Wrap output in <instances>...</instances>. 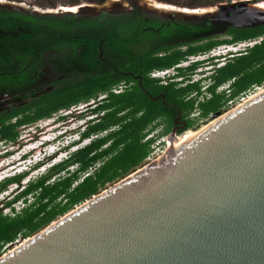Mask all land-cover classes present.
<instances>
[{"label": "trees", "instance_id": "trees-1", "mask_svg": "<svg viewBox=\"0 0 264 264\" xmlns=\"http://www.w3.org/2000/svg\"><path fill=\"white\" fill-rule=\"evenodd\" d=\"M95 1L90 4L103 0ZM224 30L226 37L221 38ZM18 34H23L21 41L35 44L36 49H48L50 43L67 44L60 49L68 53L66 71L75 74L65 88L46 94L33 104L14 106L0 113V142L14 143L21 136V127L81 104L92 105L96 115L81 132V137L97 135V138L71 153L46 175L28 183L23 193L14 197L15 201H28V196H34L28 207L15 215L0 210V250L19 236L27 238L43 230L58 217L100 193L108 183L122 180L143 165L156 141L148 136L159 124L158 117L165 113L162 103L155 102L143 88H159L157 79L151 77L154 70L171 68L191 55L221 45L263 37L260 43L227 58L214 72L213 97L201 103L203 115L218 110L253 86L264 85V23L238 28L209 16L197 22L178 18L166 22L140 11L113 13L103 10L85 14L82 10L75 14L41 16L0 7V80L4 77L13 81L16 76L13 51L18 48L13 43ZM173 34L175 36H171ZM175 39L179 41L177 48L168 44ZM81 43L85 47H81ZM33 48L22 46L20 49L30 51ZM195 69L181 74L187 75ZM124 73L141 77L143 87L135 80L137 85L133 89L115 92L113 87L122 79H134ZM231 81L230 96L216 92L218 87ZM167 89L182 109H194L197 100L190 96L200 90L198 83L187 82L181 87L177 83V90L175 84H170ZM99 92L107 95L102 102L96 100ZM195 122L189 121L186 129H192ZM166 123L165 131L158 137L170 133L173 120ZM104 132L105 135H100ZM25 176L7 178L0 190L19 184Z\"/></svg>", "mask_w": 264, "mask_h": 264}, {"label": "water", "instance_id": "water-1", "mask_svg": "<svg viewBox=\"0 0 264 264\" xmlns=\"http://www.w3.org/2000/svg\"><path fill=\"white\" fill-rule=\"evenodd\" d=\"M124 1L32 14L100 13ZM263 2L170 12L197 22L219 8L221 21L246 28L264 23ZM6 5L25 10L0 1ZM175 132L167 153L53 221L0 264H264V89L184 143Z\"/></svg>", "mask_w": 264, "mask_h": 264}, {"label": "rangeland", "instance_id": "rangeland-1", "mask_svg": "<svg viewBox=\"0 0 264 264\" xmlns=\"http://www.w3.org/2000/svg\"><path fill=\"white\" fill-rule=\"evenodd\" d=\"M0 1H6V2L11 3V4L20 5L23 8H25V10H20V11L28 12L31 14H32V11L34 9H39V10L44 11V12L55 11V10L57 11V9L60 6H66V5L67 6H75V5H81V4H86V3L92 2V0H78V1L77 0H0ZM149 1H151V0H128V1L122 2L123 5H120V6H115L114 4H109L110 9H108V10L109 11H116V9L119 10L118 8H120V9L122 8V10H120L121 12H127V11L133 9V6H136L139 9H141V12H144V14H147L148 17H151V18L158 20V21H165V20H171L173 18L174 19L178 18V16L176 14H172V12H170V10L164 12V14H161V12L160 13L155 12L154 9L152 8V7H154L153 3H154V5H156L155 3H158V2H159L158 5L159 4L173 5V6H176L177 9L178 8H190V9L205 8V9H209V8H213V7L220 5V4H225V3L229 4V3H232V2L237 1V0H155V2H151V3ZM93 2H96V1L93 0ZM107 2H109V0H103L102 2L96 3L95 6H98V7L105 6L106 4H108ZM8 6H10V5L3 6V8L8 9V10H19L18 8H13V7H8ZM79 12H81V11H79ZM85 14H91V13L87 12V10H85ZM221 15H222L221 10L219 8L218 9L216 8V10L214 12H212L211 14H209L208 16L212 19H219L221 17ZM221 32H222L221 35H224L226 33L225 30L221 31ZM224 37H226V36L225 35L221 36V38H224ZM239 53H242V52H238L234 56H236ZM231 57H233V55H227V58H231ZM226 61H225V63H226ZM182 83L183 84L180 85L179 87L185 86L187 82H182ZM229 85L230 84H226L225 88H227ZM261 88L263 90L264 85H262ZM238 102H239V97H237L235 99L234 103H232V104L234 105L235 103H238ZM233 105H231V106H233ZM93 115H94V113L92 112V105L87 106L86 104H81L80 106L74 107L69 111H66V110L61 111L58 114L54 115L51 119L39 121V122L29 124V125H25V126L21 127L19 129L21 132V136H20L19 140L15 141L14 143H10V144H5V143L2 144L0 142V179H2V178L4 179L6 177H14V175H16L19 172V171H17V169L20 170L23 168L22 164H18V168L15 171L10 170L8 163H10L11 161H14V160H17V163H19L20 155L22 153H28L29 148L33 147V145L31 144L32 143L31 140L34 136L36 137V134L38 136H41L42 137L41 139H45V138H52L53 139L55 136H59V138H61V134H57L58 131H60L59 133H65L64 134L65 136H68V135L74 133L73 137H75L77 139L79 137L78 136L79 132L84 130V128L88 125V122H90V119H92ZM194 121H196V122H195V126L192 128L193 130L200 129L203 126L209 125L210 122H212V120L209 121L208 119L194 120ZM154 133H157V132L156 131L152 132L148 136V138H151V135H153ZM105 134L106 133L104 132V134H100V135H105ZM164 137H166L168 140V135L164 136ZM164 137L158 138L153 143L154 146L158 145L160 143L158 145V149H157L158 152L165 150V147H167L169 145V144H166V142H164V140H163ZM95 138H97V135L91 136L90 140L88 139L84 142L80 141L83 144H79L70 153H73L74 151L80 149L81 147L89 144L90 141L94 140ZM53 148H54V152H55L56 149L58 150L59 148H61V144L56 145ZM152 149H153V147H152ZM11 151H17V152H15L13 157H9L8 159L1 158V156L4 153L9 154ZM59 153L60 152H58L57 154H55L54 156L51 157L52 163H58L62 159H66V158L70 157L69 153L63 154L62 156H60ZM65 155H67V156L65 157ZM149 163L150 162H148V158H147L145 160V162L143 163V165L139 166L138 169H136L135 171L139 170L140 168L146 166ZM92 171L93 170H90V172H92ZM46 172H47V170H45V168L33 171V172L27 174V176H25L21 180V182H19V184H11L4 191L0 190V210H3L4 214L15 215L18 212L25 209L26 207H28L35 199V197L32 195L28 196V201H24V199H21V200L16 201L13 204H9V203H12L14 201V197L18 193L19 194L23 193V190L28 183H31L32 181L36 180L38 177L44 176L43 174H45ZM115 183H117V182L108 183L104 187V189L101 190V192L104 191L105 189L113 186ZM60 217H62V216H60ZM60 217H58V219ZM35 234L36 233L30 235L27 238H30ZM27 238L19 236L14 243H12L10 245H5L0 250V257H2L4 254H6L8 251L13 249L17 245H20L21 243H23Z\"/></svg>", "mask_w": 264, "mask_h": 264}, {"label": "flooded vegetation", "instance_id": "flooded-vegetation-1", "mask_svg": "<svg viewBox=\"0 0 264 264\" xmlns=\"http://www.w3.org/2000/svg\"><path fill=\"white\" fill-rule=\"evenodd\" d=\"M137 11L141 12L136 6H133V9L129 10V13H136ZM113 13H121L113 12ZM144 13V12H142ZM177 19V18H175ZM171 20H174L171 19ZM171 20H165L166 22ZM219 20V19H215ZM220 21V20H219ZM23 34H18L16 36L17 40L14 41L13 46L18 49H14V79L13 81L9 78H4L0 80V113L5 110H11L12 107H22L26 105H30L35 103L36 100H40L44 95L53 93L59 89L65 88L68 81L73 78L75 72H67L66 71V63L69 61L67 58V51H64L60 48H65L67 44L58 43L53 45L52 43L48 44V49H36V45L29 41H21L20 36ZM172 36H175L174 34ZM77 37V36H71ZM196 38V37H194ZM102 41V40H101ZM177 39L168 42V44H174L175 48H177ZM81 47H85L84 43H81ZM22 46H30L34 47L30 51L21 50ZM52 46V47H51ZM54 46V47H53ZM44 47V45H43ZM102 45H100V48ZM69 53H72V50H68ZM5 74H8L5 73ZM77 74V73H76ZM125 76L131 75L129 73H124ZM133 80L122 79L120 82L115 84L113 90L124 91L127 89H133L137 84L135 80H139L138 84L143 87L142 78L139 76L131 75ZM152 77V75H151ZM154 78V77H152ZM157 79V78H154ZM159 88H145L148 90V94L152 96L155 102L159 101L165 107V113L158 117V125L153 131H158L159 134H162L166 128V121L172 119L173 126L171 128L170 133L174 130L176 131V135H181L187 131L186 127L189 121L194 120H204L208 119L209 121H213L221 117L222 115L231 111V109L235 108L237 103L230 104L236 98L228 101L218 110L211 112L208 115H203V111L201 109V103L208 101L213 97V92L211 88L206 89L204 92L201 90L196 91L193 95L197 101L195 103L194 109H182L181 106L177 103V98H174L172 95H169L170 89H167L170 84H175V89L177 90V82H168L162 79H157L156 82ZM183 83H178V86ZM157 90V91H156ZM156 91V94L154 92ZM217 93H224L220 88L216 89ZM100 95L96 99L98 102H102L107 98L106 93ZM228 96V95H227ZM96 98V97H95ZM190 99V98H187ZM233 105V106H231ZM220 114L219 117L215 118V115ZM169 133V134H170ZM168 134V135H169ZM157 136V137H158ZM160 138V137H158Z\"/></svg>", "mask_w": 264, "mask_h": 264}, {"label": "clouds", "instance_id": "clouds-1", "mask_svg": "<svg viewBox=\"0 0 264 264\" xmlns=\"http://www.w3.org/2000/svg\"><path fill=\"white\" fill-rule=\"evenodd\" d=\"M225 45H228V44H225ZM223 47H224V45H221V46H218L217 48H215L211 51L196 54L195 55L196 58H194L186 67L176 66L175 70L171 71L168 75H166L164 80L171 82V83H173V82H177V83H182V82L198 83L200 85V90L202 92H204L206 89H209L213 86L214 82L212 80V77L214 75V72L218 68L222 67L225 64V61L227 60V55H233L234 56L237 53V52H230V51L227 52V51H225L226 48H223ZM193 67H196V69L193 72H191V73L188 72L187 75L181 74L183 71H187ZM159 79H162V78H159ZM232 82L233 81L227 82L218 88H220V90H222L224 93H226V95L230 96L231 95V86L230 85ZM226 84H230V85L227 88H225ZM63 111H65V110H63ZM66 111H69V110H66ZM95 116L96 115L94 114L92 116V119ZM51 118H47V119H51ZM47 119H44V120H47ZM92 119H90V121ZM44 120H41V121H44ZM83 131L79 132V135H78L79 137L77 139L75 137H73L74 133H72L68 136H65L64 135L65 133H59L60 131H58L57 134H61V138H62L60 143H58V144L52 142L51 141L52 138L41 139L42 137L38 136L36 134V137L34 136L31 140V142H32L31 144L33 145V147L29 148L28 153H22L20 155L19 163H17V160H14V161H11L10 163H8L10 170H14V171L18 168V164H22L23 168L20 170L17 169V171H19V172L16 175H14V177L18 176V175H23V174H26V176H27V174H29L33 171H36V170L43 169V168H45V170H47V172L45 174H43V175H46L48 173V171L51 170V168L62 163L65 160V159H62L58 163H52L51 162L52 156H54L58 152H60L59 153L60 156H62L63 154H66V153H69V155H70L71 154L70 152L74 148H76L79 144H83L80 141L84 142L88 139L90 140V138H85L84 140L82 139L81 132H83ZM156 132L157 133H154L153 135H151V138H155L157 140L158 139L157 136H158L159 132L157 130H156ZM91 142H92V140L90 141V143ZM60 144H61V148H59L58 150L56 149L54 152L53 147H55L56 145H60ZM11 152L9 154L4 153L1 156V158L8 159L9 157H13L15 152H17V151H11ZM66 156L67 155H65V157ZM71 169H72V167H71ZM7 178H10V177L0 179V185ZM15 202L16 201L14 200L13 203H15Z\"/></svg>", "mask_w": 264, "mask_h": 264}, {"label": "built area", "instance_id": "built-area-1", "mask_svg": "<svg viewBox=\"0 0 264 264\" xmlns=\"http://www.w3.org/2000/svg\"><path fill=\"white\" fill-rule=\"evenodd\" d=\"M263 37L260 38H255V39H248V40H244V41H240L237 43H233V44H228V45H224L223 48H226L225 51H230V52H244L246 51L248 48L253 47L254 45L260 43L262 41ZM194 58H196L195 55H191L189 56L188 59L182 61L180 64L175 65L171 68H166V69H156L154 70L151 75L154 78H162L164 80V78L166 77V75H168L171 71L175 70L176 66H183L186 67ZM234 81V80H233ZM260 91H262L261 86H253L249 91H246L242 94H240L239 97V102L237 103V105H240L242 103H244L245 101H247L248 99L254 97L257 93H259ZM115 92H120V90H115ZM235 101V100H234ZM234 101L231 102L234 103ZM164 142H166V144H169L167 147H165V150H162L160 152L157 151L158 149V145L154 144L152 145L153 149L148 157V162L154 161L155 159L161 157L162 155H164L165 153L168 152L169 148H170V143L168 142L167 138L164 137Z\"/></svg>", "mask_w": 264, "mask_h": 264}, {"label": "bare ground", "instance_id": "bare-ground-1", "mask_svg": "<svg viewBox=\"0 0 264 264\" xmlns=\"http://www.w3.org/2000/svg\"><path fill=\"white\" fill-rule=\"evenodd\" d=\"M155 1V0H154ZM108 3V2H107ZM148 3V2H147ZM159 3V2H158ZM158 3H155L156 5H158ZM260 7L264 9V2L262 4H260ZM157 8L159 9H164L165 11H168V10H178L177 7H174L173 5L170 6V5H158ZM208 125H205L203 126L202 128L200 129H197V130H193V129H190V130H187L184 134H181V135H178V140L180 141V143H184L186 142L191 136H193L194 134H196L197 132L201 131L202 129H204L205 127H207ZM52 142L58 144L60 143L61 141V138H59V136H55L52 140ZM169 142V140H168ZM170 143V142H169ZM180 145V144H177V146ZM173 148V147H172ZM174 150V149H172ZM28 239V238H27ZM26 239V240H27Z\"/></svg>", "mask_w": 264, "mask_h": 264}, {"label": "snow or ice", "instance_id": "snow-or-ice-1", "mask_svg": "<svg viewBox=\"0 0 264 264\" xmlns=\"http://www.w3.org/2000/svg\"><path fill=\"white\" fill-rule=\"evenodd\" d=\"M76 9H72V11H75Z\"/></svg>", "mask_w": 264, "mask_h": 264}]
</instances>
